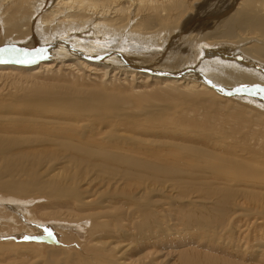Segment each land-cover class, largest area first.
<instances>
[{"label": "bare ground", "instance_id": "6f19581e", "mask_svg": "<svg viewBox=\"0 0 264 264\" xmlns=\"http://www.w3.org/2000/svg\"><path fill=\"white\" fill-rule=\"evenodd\" d=\"M45 221L78 264H264V0H0L3 264H73L14 239Z\"/></svg>", "mask_w": 264, "mask_h": 264}, {"label": "rangeland", "instance_id": "374dc122", "mask_svg": "<svg viewBox=\"0 0 264 264\" xmlns=\"http://www.w3.org/2000/svg\"><path fill=\"white\" fill-rule=\"evenodd\" d=\"M69 39H71V41L69 40V41H65V42H69L68 43V45L69 46H71L70 48H72V49H74V50H76L77 52H84V53H86L88 56H91V55H100V54H102V53H105V52H108V53H112V50H113V53H114V51L115 52H119L121 49H119V48H123V47H116V45L114 46L113 45V43H107V45H108V47L106 48V50H102L101 52H100V47L99 48H97L96 49V51H98L97 53H99V54H93V53H89V52H87L86 50H84V48H78V49H75V48H73L72 47V41H74V42H77V40H80V39H83V38H81V37H74V38H69ZM60 40H62V37H60ZM125 41V40H124ZM123 41V42H124ZM111 45H113L112 47H111ZM84 46V45H83ZM85 47V46H84ZM109 47H110V49H109ZM128 47V46H127ZM129 48V47H128ZM48 51V50H47ZM51 51H53L54 53H55V55H59L58 53H57V51L56 50H51ZM122 51V52H121ZM119 53H123V51H125V49L123 50H121ZM46 56V55H45ZM162 101H163V105H164V112L163 113H165V112H167V111H171L172 113L173 112H175L177 109H178V107H180L179 106V104H177V103H175V101L174 100H172V99H169V98H162ZM129 104L132 106V105H134V106H136L135 104H133V103H130L129 102ZM150 107L153 109V111H155V112H159V110H158V104L156 103V102H151L150 104ZM137 108H138V110L139 111H142V112H144V111H148L146 108H144L142 105H138V106H136ZM164 115V114H163ZM164 118V117H163ZM142 120V119H141ZM141 120H140V122H141ZM153 123H155V122H153ZM146 125V124H145ZM182 126H184V127H187V124L186 123H182ZM133 136L134 137H136V138H143V137H149V138H153V139H157L158 137L157 136H154L153 134H150L149 132H146L145 134H133ZM200 146H202V145H200ZM203 147V146H202ZM143 182H145L146 183V181H143ZM131 183H133V184H131ZM137 183V180H135V179H133V177H132V179L131 180H129V181H127V187H126V191L127 192H130L131 190H132V187L133 186H135V184ZM130 185V186H129ZM130 187V188H129ZM165 193L168 195V196H172V197H174V194L172 193V192H170V191H165ZM172 193V194H171ZM161 196H162V193H159V194H154L153 195V198L154 199H159V198H161ZM163 197V196H162ZM175 198V197H174ZM89 220V219H88ZM87 220V223H86V225L87 226H85L82 230H79L80 232H78L79 234V240H83V239H85V238H87L88 237V235H89V233H90V222ZM20 222V221H19ZM247 222H249V220L247 221ZM45 223V224H44ZM43 224L41 223H39V224H36L37 225V227H36V229H39V233H42V234H39V233H37V234H35V233H23V231H20V237H18V234H14V236H17V238H14V239H16V241L17 242H23V243H32V244H36V245H42L43 247H46L44 244H47V245H49V244H51V246L52 245H57V247H60L61 248V250L63 251V252H61V257H64L65 255L64 254H66L67 253V257L65 256L64 258H68V260H73V264H78L79 263V261L78 260H76L75 258H73V256H72V254L73 253H77L78 255H80V256H83L84 255V253L81 251V248H80V246H79V244H78V242H77V239L75 238V237H71V239H69V240H66V241H64V239L62 238V236H60L61 234H59L58 233V227L56 228V227H54L52 224H54V223H50V221H45ZM20 224H22V225H24L25 226V224L24 223H22V222H20ZM79 225H81V224H79ZM82 227L84 226V225H81ZM88 227V228H87ZM86 228V229H85ZM44 230V231H43ZM47 230V231H46ZM46 231V232H45ZM86 231H87V233H86ZM199 231V230H198ZM22 232V233H21ZM45 232V233H44ZM51 233V235H49L48 233ZM70 232H73V231H70ZM47 233V234H46ZM74 233V232H73ZM207 231H205V233H204V230L202 231V232H199V236H201V234L203 235L202 237H204L203 238V240H201L200 242L201 243H203V242H206L207 241V239L206 238H208L207 237ZM206 234V235H205ZM87 236V237H86ZM25 237H29V239H25ZM202 237H201V239H202ZM12 237H11V235L10 236H8V238H6V237H3V239L1 238V240L2 241H5V240H10V241H12ZM0 240V241H1ZM13 242V241H12ZM63 242H65V244H63ZM76 242V243H75ZM76 245H75V244ZM59 244H61V246L59 245ZM67 244V245H66ZM78 244V245H77ZM150 244L151 243H148V245L150 246ZM230 245H232V246H234L235 245V243H229ZM194 245V244H193ZM78 248V251H77V249H76V247ZM177 247L175 248L176 249V251H179L180 249H182V248H180L181 246H179V245H176ZM184 246V245H183ZM191 246V245H190ZM205 245H199L197 248H196V250L197 251H199V252H201L202 250L205 252V253H201V255H202V258L200 259V260H207V259H222V260H227V259H231V260H235V261H241V258L239 257V256H236V255H234V254H230V252H227V254L226 253H224V251H222V250H216V249H207L206 247H204ZM226 246L228 247V244L226 243ZM226 246H224V249H226L227 247ZM241 246V247H240ZM63 247L64 248H66V249H68V250H65V249H63ZM68 247V248H67ZM193 248H195L194 246H192ZM243 247V248H242ZM178 248V249H177ZM239 250H244V246L243 245H240L239 244ZM251 248V249H250ZM151 249V247L149 248H147L146 250H150ZM247 250L245 251L246 253H248V255H256V253L254 252V248L251 246H248L247 248H246ZM248 250H249V252H248ZM259 250V249H258ZM47 250H43V249H40V250H37V251H35L34 252V249H33V253H36L37 252V254H36V256H31V255H28V257H25L26 259H28V260H32V261H34L35 262V264L36 263H39V264H42V263H44V262H42V260H43V257H44V255L45 254H47L48 252H46ZM67 251V252H66ZM202 251V252H203ZM29 252H31V250L29 251ZM257 252V254H262L260 251H256ZM263 252V251H262ZM68 253H70V254H68ZM72 253V254H71ZM75 253V254H76ZM38 254H39V256H38ZM63 254V255H62ZM82 254V255H81ZM197 254H198V252H197ZM200 254V253H199ZM69 255V256H68ZM72 257H71V256ZM264 255V254H263ZM263 255L261 256V255H259L258 257H257V259H259V261L261 262V260H262V258H263ZM35 257V258H34ZM38 257V258H37ZM231 257V258H230ZM32 258V259H31ZM261 258V259H260ZM240 259V260H239ZM0 260H2V261H0V264H3V263H5V262H7L8 260H10V259H4L3 257H1L0 256ZM75 260V261H74ZM4 261V262H3ZM77 261V262H76ZM242 262V261H241ZM244 262H246V261H244ZM257 263V261H255L254 262V264H256ZM259 264V263H258Z\"/></svg>", "mask_w": 264, "mask_h": 264}, {"label": "snow or ice", "instance_id": "6c2138e0", "mask_svg": "<svg viewBox=\"0 0 264 264\" xmlns=\"http://www.w3.org/2000/svg\"><path fill=\"white\" fill-rule=\"evenodd\" d=\"M41 51H43V50H41ZM17 62H18V63H29V62H31V61H30V60H27V59H18ZM46 231H47V230H46ZM48 234L51 235L50 232H49ZM25 239H29V237H25Z\"/></svg>", "mask_w": 264, "mask_h": 264}]
</instances>
